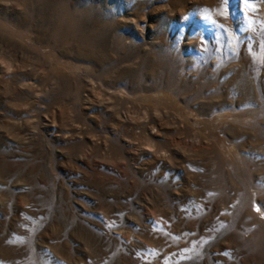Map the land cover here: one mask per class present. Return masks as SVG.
I'll list each match as a JSON object with an SVG mask.
<instances>
[{
	"label": "rangeland",
	"instance_id": "1",
	"mask_svg": "<svg viewBox=\"0 0 264 264\" xmlns=\"http://www.w3.org/2000/svg\"><path fill=\"white\" fill-rule=\"evenodd\" d=\"M0 264H264V0H0Z\"/></svg>",
	"mask_w": 264,
	"mask_h": 264
}]
</instances>
